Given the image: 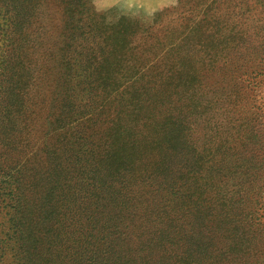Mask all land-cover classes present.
Wrapping results in <instances>:
<instances>
[{"label": "trees", "instance_id": "1", "mask_svg": "<svg viewBox=\"0 0 264 264\" xmlns=\"http://www.w3.org/2000/svg\"><path fill=\"white\" fill-rule=\"evenodd\" d=\"M177 5L140 23L0 0V264H240L227 227L264 239V110L246 93L264 0ZM247 98L260 119L238 135Z\"/></svg>", "mask_w": 264, "mask_h": 264}, {"label": "rangeland", "instance_id": "2", "mask_svg": "<svg viewBox=\"0 0 264 264\" xmlns=\"http://www.w3.org/2000/svg\"><path fill=\"white\" fill-rule=\"evenodd\" d=\"M180 0H88L90 8L94 12L98 13H107L109 18H115L118 19L120 16H124L128 19H135L139 21L140 23H152V21L157 17L158 14H163L165 11H175L178 8V2ZM167 17H163L164 20H166ZM254 84H251L248 88L246 93L250 95V99H254V102L256 106L259 108H262L264 110V79L261 80L257 85L253 86ZM252 96V97H251ZM251 106L253 104L247 100L240 99L238 101L237 107H240L241 109L244 108V113L240 115V117H232V121L234 122V128L235 131L238 133V135H241L244 133L246 135L248 132H251L247 128V122L248 120L251 121H258L260 119L259 113L255 110H251ZM231 115V114H230ZM215 117V118H214ZM210 120L211 121H218V124L221 123L222 127L219 128V131H225V127L228 124L229 119L224 116L214 115ZM210 120L208 124L203 125L204 119H201L200 125L206 126V128L202 131L203 132H210L216 130V128H212L209 126ZM209 128L211 130H209ZM230 130V129H228ZM230 131L226 133L225 135H230ZM240 161L238 162V164ZM242 169V168H241ZM239 178H242L241 176H234L233 179L237 180ZM244 181H241L240 184H242ZM239 187V186H238ZM241 187V186H240ZM242 197L240 196V204L235 207L233 210V213L235 215L243 216L244 212L249 211V205L252 202V199H247V202L242 201ZM250 198V197H249ZM261 206L264 202V188L261 192V198L259 200ZM220 206L219 204H216L213 206V210L216 213L220 212ZM264 217V216H263ZM259 217V226H264V218ZM235 224H231L227 227V234L229 237L239 240L245 236L246 246H249V250L245 256H243L244 261L240 264H263L264 263V239H259V241L254 238H251L250 234H248L247 228L244 226V224L236 225V227H240L238 230L239 234L236 235V237H233L232 234V228ZM242 226V227H241ZM258 228V226L251 227L250 231L254 233V230ZM243 230L245 233L243 235L240 234V231ZM247 234V235H246ZM243 236V237H242ZM257 237V235H252ZM258 242L256 245L255 243ZM255 252L257 253L255 256ZM253 256L254 258H252Z\"/></svg>", "mask_w": 264, "mask_h": 264}]
</instances>
